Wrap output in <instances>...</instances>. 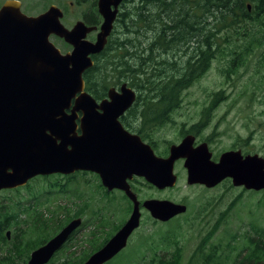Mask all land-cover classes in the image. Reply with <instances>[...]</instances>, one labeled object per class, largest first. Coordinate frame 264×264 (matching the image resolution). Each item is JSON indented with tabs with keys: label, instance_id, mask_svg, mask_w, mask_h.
<instances>
[{
	"label": "water",
	"instance_id": "1",
	"mask_svg": "<svg viewBox=\"0 0 264 264\" xmlns=\"http://www.w3.org/2000/svg\"><path fill=\"white\" fill-rule=\"evenodd\" d=\"M123 1L97 0L99 27L82 20L66 27L55 4L35 16L22 13L17 0L0 8V190L24 186L38 175L84 170L98 174L107 191L119 189L132 202L124 223L80 264H104L125 248L140 225V206L160 222L186 211L185 204L168 199L140 202L128 181L133 176L160 190L173 187L174 162L184 158L188 184L212 188L230 178L235 187L264 190V157L257 153L225 151L214 162L207 145L193 146V136L187 135L170 145L168 156H157L119 122L136 100L134 88L126 83L110 87L100 100L85 89L83 74L94 63L91 56L104 49ZM96 30L95 39H87ZM51 35L71 45V51L62 53ZM81 222L72 219L31 251L26 264L48 263Z\"/></svg>",
	"mask_w": 264,
	"mask_h": 264
},
{
	"label": "rangeland",
	"instance_id": "2",
	"mask_svg": "<svg viewBox=\"0 0 264 264\" xmlns=\"http://www.w3.org/2000/svg\"><path fill=\"white\" fill-rule=\"evenodd\" d=\"M20 1L23 10L29 15H36L44 11L50 4L59 6L64 10L62 22L67 27L80 19L82 11L87 7V3L76 4L74 0ZM137 2L140 1L136 0L135 4ZM131 4L132 1H128L122 11H127ZM263 30L264 26H260L255 35L256 39L262 40ZM138 36L139 34L132 33L131 30L126 35V41L130 42L131 46L138 47L140 46ZM87 37L91 40L92 37H95V33H91ZM50 40L63 53L69 51V49H62L60 42L54 36H50ZM191 50L188 51L187 47L183 46L180 49L166 52L171 53L175 60L185 61ZM234 50L239 55L236 57L235 65L226 73L224 69H228V64L233 58L231 52ZM213 55L208 67L187 88L182 90L179 106L170 113L171 120L162 122L159 126L155 125L150 131V137L155 142L156 152L162 153L170 143L180 141L181 130L187 128L189 124L197 122L200 113L205 112V109L211 106L210 112H215L212 123L225 114V120L221 121L225 127L219 126L214 129L216 131L227 128V136L219 142L221 147L224 148L230 144L228 136H233L237 132L244 134L247 130L252 129L254 150H261L262 152L259 154L264 157V149H260L262 141L264 142V48L262 46L251 50L224 48L223 54L218 50ZM123 83L128 84L127 80L122 79L119 85ZM219 91L221 93L215 96ZM214 99L215 101H213ZM137 108V111L140 112L143 106H137ZM239 115L243 117L250 115L253 125H246V120L240 122L241 120L237 119ZM153 122L157 123V120ZM212 130L205 128L202 132L205 134ZM177 161L174 164L177 181L172 188L158 190L138 177H135L131 183L139 200L158 198L174 202L186 201L188 204L186 215L173 217L170 219L171 221L167 222L158 221L155 225L147 218L148 213L141 209L140 227L131 235L127 246L112 260V263L151 264L150 257L142 259V257L134 256L139 251L138 234L156 230L163 233L166 229L171 228L179 229L183 234L180 242V247L183 250L181 264H188L192 258L190 264H232L238 254L244 250L250 237L253 236L252 227L264 230V190H245L242 187L233 186L231 182L220 183L209 189L198 184L190 185L186 182L183 160ZM37 177L29 182L26 188L29 189L30 186L32 190L26 194L24 193L25 189L4 191L0 194V210H5L9 216H13L12 223L3 229V234L9 233V238L6 242H0V264H26L29 257H26V252L17 251V249L24 247L28 240H36L41 237L42 232L35 229L34 220L36 215L42 211L45 212L46 209L53 210L51 214L46 212L47 216H51L48 220L50 223L56 222L57 217L63 219L64 215L59 206L66 205L71 209V213L80 208L86 210V219L82 220L81 227L74 234L76 237L70 244L71 250L67 251L66 247L60 252L71 260H76L84 253L99 249L103 243L94 249L97 241L103 239L115 226H119L130 213L128 210L130 204L121 192L114 191L103 196L98 193L95 188L98 179L93 175L81 176V173H78ZM54 181L57 182L56 186L51 185V182ZM43 185L61 187L63 193H58L54 189L49 193H44ZM99 212H105L101 219L104 229L97 231L96 234H90L93 228V217L99 215ZM150 218L153 219L151 216ZM157 245L159 248L157 251L165 253V245L160 241L157 242ZM194 251L200 252L194 254ZM208 255L214 256V260H208L205 263V258ZM60 256L62 255L57 257ZM58 258L54 259V262Z\"/></svg>",
	"mask_w": 264,
	"mask_h": 264
},
{
	"label": "trees",
	"instance_id": "3",
	"mask_svg": "<svg viewBox=\"0 0 264 264\" xmlns=\"http://www.w3.org/2000/svg\"><path fill=\"white\" fill-rule=\"evenodd\" d=\"M128 1H132L130 8L119 12L105 48L93 56V66L83 75L85 88L94 98L102 99L109 87L118 86L122 79L127 80L128 84L137 90L136 102L128 111L138 112L137 106H143L140 112L146 113L148 115L146 118L152 122L157 120V126L168 121L171 111L179 106L182 90L208 67L216 51L219 50L223 54L224 48L246 50L257 46L264 48V30L262 40L255 38L259 27L264 26V0H139L137 4L134 2L136 0ZM74 2L88 4L81 14L87 25L100 23L101 16L96 8V0ZM131 30L132 33L139 34L137 39L140 46L136 45L138 47L131 46L130 42L126 41V35ZM58 40L62 49H67L68 45L62 39ZM183 46H186L188 51L192 49L185 61L175 60L171 53L166 52ZM231 54L233 58L228 64V69H224L226 73L235 65L236 57L239 55L235 50ZM220 93L221 91L217 92L215 96ZM209 110L210 106L205 109ZM84 175L86 172L81 173V176ZM95 177L98 179L97 185L103 190V194L107 195L98 176ZM51 185L56 186L57 182H51ZM53 186L43 185L44 193H49L53 189L63 193L61 187ZM59 209L64 217L63 219L57 217L56 222H48L51 216L46 215V212L51 214L53 210L46 209L45 212L36 215L35 229L42 232L41 237L28 240L26 245L19 247L17 251L26 252L28 258L33 249L45 243L65 223L72 218L83 216L86 211L80 208L71 213V209L66 205L59 206ZM130 209L129 205L128 210ZM104 214L105 212H99V215L93 217L90 234H96L97 231L104 229V223L101 222ZM12 217L5 210H0V242H6L8 239L7 232L4 235L3 229L12 223ZM147 218L155 225L158 222L151 219L148 214ZM118 227L115 226L103 239L98 240L94 249L104 244ZM252 228L253 236L232 264H264V230ZM182 237L179 229L171 228L163 233L159 230L140 233L137 236L139 251L134 256L142 259L150 257L151 264H181ZM158 241L165 245V253L157 251ZM198 252L200 251H194V254ZM88 254L84 253L76 260H71L58 252L48 264H79ZM58 255L62 256L58 258ZM56 258L58 260L54 262ZM192 260L193 258L188 264ZM208 260L213 261L214 256L208 255L205 263ZM106 264L115 263L110 261Z\"/></svg>",
	"mask_w": 264,
	"mask_h": 264
},
{
	"label": "flooded vegetation",
	"instance_id": "4",
	"mask_svg": "<svg viewBox=\"0 0 264 264\" xmlns=\"http://www.w3.org/2000/svg\"><path fill=\"white\" fill-rule=\"evenodd\" d=\"M5 1L6 0H0V7L2 6V4ZM17 1L20 2L21 11L25 12L23 10V8H22V2L20 0H17ZM127 2H128V0H126L125 3H122L120 7L121 8L124 7ZM87 7H88V4H87ZM96 8H97V0H96ZM97 11H98V8H97ZM63 14H64V11H63ZM80 19H82L81 16H80ZM51 36H54V35H51ZM54 38H56V36H54ZM56 39L58 40V38H56ZM66 45H68L67 49H69V51H70L72 49L71 45H69V44H66ZM105 97H107V94L103 98H105ZM214 115H215V112H210V111L209 112L200 113V116L198 117L199 120L197 122L191 123V124H189V126L187 128H184V129L181 130V132H182L181 139L185 135H193L194 136L193 146H197L199 144L205 143L207 145V148H208L209 152L211 153V160H213L214 162H217L218 159H219L220 154L225 152V151H239L243 156L248 155V154H254V153H258L259 154L260 152H262L261 150H259V151L254 150L253 136H252V132H251L252 129H249V131L247 130L244 134L237 132L233 136H228L227 138L230 139V144L228 146L224 147V148L221 147L219 145V142H220V140L223 137L227 136V128H225L223 130H216V131H214V129H216L219 126H224L225 127V124L221 123L222 120H225V116H224L225 114L220 116V117H218L217 121L212 123V119H213ZM146 116H148V115L146 113H143V112H134V113H132L131 111H127V112H125L124 114H122L119 117V121L121 122L123 127L128 132L133 133V134H138L140 136L141 140L143 142H145L146 144L150 145L153 148V150L156 152V150H155V148L153 146V145H155V142L150 137V131L153 130V128L155 126V123L152 122L150 119L146 118ZM80 117H81V114H79L78 118H76V120H75L76 125L78 127L77 128V132H79ZM237 119L241 120L240 122H242L243 120H246V123H245L246 125H251V126L253 125V123H252L253 119H252V117L250 115H247L245 117H243L242 115H239V116H237ZM168 120H171V118H168ZM205 128L206 129L211 128L213 130L211 132H209V133H205L204 134L202 132V130L205 129ZM179 142L180 141H178L177 143H179ZM260 149H262V150L264 149V142L263 141L261 143ZM82 172H84V171L79 170V171H76V172H74L72 174L74 175V174H78V173H82ZM28 183L25 186H22V187H17V188H12V189H2V190H0V194L2 192H4V191H20L21 189H25L26 190V187L28 186ZM95 188L98 190V193H100L101 196L104 195L103 194V190L100 189L99 186L96 185ZM29 189H31V188L29 187ZM113 191L121 192L120 190H116V189L113 190ZM28 192L29 191L27 189L26 192H24V193L26 194ZM180 203L185 204L187 206V211H188L187 202L186 201H181ZM186 213L179 214V215H177L175 217L177 218V217L182 216V215L184 216V215H186ZM77 229L72 233V236L69 239V242L67 243V245L65 244L66 247L69 248V250H71V248L69 247L71 242L76 237L74 234L77 231ZM115 257H113L112 260H114Z\"/></svg>",
	"mask_w": 264,
	"mask_h": 264
},
{
	"label": "bare ground",
	"instance_id": "5",
	"mask_svg": "<svg viewBox=\"0 0 264 264\" xmlns=\"http://www.w3.org/2000/svg\"><path fill=\"white\" fill-rule=\"evenodd\" d=\"M126 84H127V83H126ZM127 85H128V84H127ZM109 88H110V87H109ZM109 88H108V89H109ZM78 171H79V170H78ZM75 172H76V171H75ZM72 173H74V172H72ZM72 173H70V174H72ZM70 174H66V175H70ZM49 175H53V174L38 175V176H49ZM64 176H65V175H64ZM67 224H68V223H67ZM67 224H66V225H67ZM81 224H82V222H81ZM81 224H80L77 228H79V227L81 226ZM62 228H63V227H62ZM62 228H61V229H62ZM77 228H75V230H76ZM61 229H60V230H61ZM60 230H59V231H60ZM75 230H74V231H75ZM74 231H73V232H74ZM73 232H72V233H73ZM7 237L9 238V233H7ZM106 242H107V241H106ZM106 242H105V243H106ZM105 243H104V244H105ZM104 244H103V245H104ZM115 256H116V255H115ZM115 256H114V257H115Z\"/></svg>",
	"mask_w": 264,
	"mask_h": 264
}]
</instances>
